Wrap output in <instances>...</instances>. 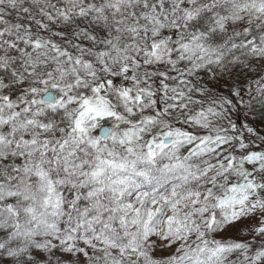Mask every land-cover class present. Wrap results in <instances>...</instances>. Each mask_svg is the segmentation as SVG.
<instances>
[{
    "label": "snow or ice",
    "instance_id": "obj_1",
    "mask_svg": "<svg viewBox=\"0 0 264 264\" xmlns=\"http://www.w3.org/2000/svg\"><path fill=\"white\" fill-rule=\"evenodd\" d=\"M0 264H264V0H0Z\"/></svg>",
    "mask_w": 264,
    "mask_h": 264
}]
</instances>
